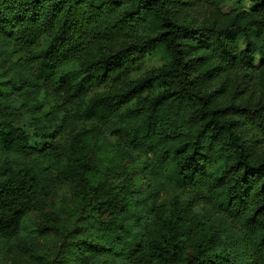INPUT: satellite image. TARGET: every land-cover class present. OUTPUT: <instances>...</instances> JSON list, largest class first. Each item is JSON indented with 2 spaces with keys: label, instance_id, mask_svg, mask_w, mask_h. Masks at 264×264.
Here are the masks:
<instances>
[{
  "label": "trees",
  "instance_id": "16d2710c",
  "mask_svg": "<svg viewBox=\"0 0 264 264\" xmlns=\"http://www.w3.org/2000/svg\"><path fill=\"white\" fill-rule=\"evenodd\" d=\"M226 1L0 0V264H264V0Z\"/></svg>",
  "mask_w": 264,
  "mask_h": 264
},
{
  "label": "rangeland",
  "instance_id": "374dc122",
  "mask_svg": "<svg viewBox=\"0 0 264 264\" xmlns=\"http://www.w3.org/2000/svg\"><path fill=\"white\" fill-rule=\"evenodd\" d=\"M250 7V0H243L242 4L238 3V0H227L226 3L221 7L223 13H227L233 10L241 11ZM153 62L148 61L145 64L146 68H150Z\"/></svg>",
  "mask_w": 264,
  "mask_h": 264
}]
</instances>
